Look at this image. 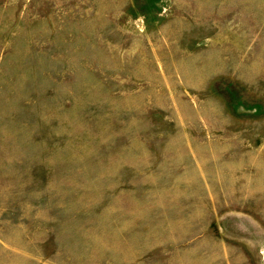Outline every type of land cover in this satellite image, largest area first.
<instances>
[{"label": "rangeland", "instance_id": "rangeland-1", "mask_svg": "<svg viewBox=\"0 0 264 264\" xmlns=\"http://www.w3.org/2000/svg\"><path fill=\"white\" fill-rule=\"evenodd\" d=\"M0 264H264V0H0Z\"/></svg>", "mask_w": 264, "mask_h": 264}]
</instances>
